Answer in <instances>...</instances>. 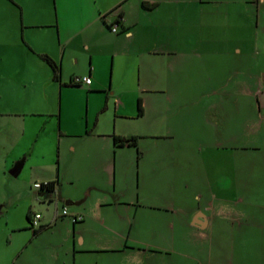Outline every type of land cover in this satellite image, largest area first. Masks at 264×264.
Returning <instances> with one entry per match:
<instances>
[{"label":"crops","instance_id":"1","mask_svg":"<svg viewBox=\"0 0 264 264\" xmlns=\"http://www.w3.org/2000/svg\"><path fill=\"white\" fill-rule=\"evenodd\" d=\"M211 4L224 22L211 21ZM243 4L0 0V100L43 96L29 107L1 101L0 116H45L0 121V165L16 177L29 162L35 182H56L50 192L23 189L27 219L40 213L39 226L7 220L0 264H264V172L254 169L264 165V141L245 143L243 132V115L253 118L246 128L261 126L259 90L244 109L209 102L244 90L196 86L229 72L240 83L245 75L264 82L260 66L245 74L242 46L206 38L238 30L251 14ZM118 19L115 33L108 24ZM42 54L59 66V80ZM75 76L91 82L73 84ZM73 91L86 97L87 125L82 115L76 129L61 122ZM56 96L58 124L48 118ZM198 98L208 101L197 106ZM76 214L83 219L73 222Z\"/></svg>","mask_w":264,"mask_h":264},{"label":"rangeland","instance_id":"2","mask_svg":"<svg viewBox=\"0 0 264 264\" xmlns=\"http://www.w3.org/2000/svg\"><path fill=\"white\" fill-rule=\"evenodd\" d=\"M226 4V3H225ZM223 4L221 8L226 7L227 5ZM240 7V6H239ZM225 9V8H224ZM208 10L212 14L211 21L213 23L217 22L220 24L221 22H224L221 20V18H217V13L220 11V9L211 4L208 5ZM246 11L251 12V14H244V17L242 20V26L236 30L231 28L230 25L226 26L225 31H220L218 33L211 34L208 33L207 35V41L211 43L216 44H227V45H238L243 47V63L245 64V74L248 73L247 71L257 69V66H260V69L262 70L264 68V0H244L243 4V12L246 13ZM258 17V19H257ZM221 20V21H220ZM227 23L232 24L234 23L233 20L228 19ZM239 23V19H238ZM214 26V25H213ZM248 47V49H246ZM239 59V58H238ZM262 73V72H261ZM227 74V73H226ZM224 77V76H223ZM219 77L215 81L206 82V83H198L196 82V86H201L202 89L205 91L208 90H217L224 92H238L240 90H244L243 98H236V97H229L222 99L218 97L215 99V96H211V100L209 102L211 103H219L221 102L224 106L229 107H236L239 105L242 108H248L249 106H252L253 99L250 95V93H253L254 91L259 90V94L257 98L259 99V102L261 104V107H264V82H259L257 85L256 83H251V81L247 80V76L245 75L242 79V83H240V80L238 78H233L230 76V72L227 75V79L224 77ZM19 98H11L14 100H0L2 103H10L16 102V105L20 108L21 106L26 105L28 106V102H30L31 105H40L41 102H43V96L37 95L36 98H30L27 95H24V93H18ZM263 97V100H262ZM261 99V100H260ZM198 105L197 106H203L205 105V102H207V99H200L198 98ZM257 101L254 96V101ZM52 102L55 104L54 107H52L54 111V115L48 116V118L51 119L49 122H53L54 124H58V121H60V116H58V108H60V98L59 96H56V98H52ZM66 103L67 107L64 108L63 114H62V120L61 122H66L67 126L76 129L80 124V121H82L83 118V126H86V97L77 91H73L69 93L66 96ZM256 104V103H255ZM59 105V107H58ZM15 106V104H14ZM34 107H31L30 109H33ZM38 109V108H37ZM102 111H95L92 115L96 116L99 115L100 119L103 117ZM83 115V116H82ZM18 119L19 123L23 122L24 118L26 122L31 121L30 118H38V120H42L45 118V116H35L30 117L26 115L25 117L22 116H15V115H1L0 121H3L5 124L7 122H10V119ZM244 118V139L245 143L247 141H253V142H263L264 141V117L260 119V121L257 119L258 124H261V126H257V128H246V126L251 125V121L253 118L251 116L243 115ZM205 131H207V126L203 128ZM7 139V137H4ZM4 139V140H5ZM234 152V151H233ZM233 154V153H232ZM56 161V158H55ZM246 165V164H245ZM29 162L24 167V170L22 172L14 177L9 172L10 168L3 169V166L0 165V205H5V212L0 215V228H5V222L8 221H16V222H22L25 221L27 223H30L27 219V212L29 207V196L26 192L23 191V189L28 184L30 185V188H34L33 184L37 179V175H33L31 172V169L29 168ZM259 167V168H258ZM258 168V169H257ZM254 169L260 172H264V165L263 163L254 166ZM229 171L235 170V163H231L229 165ZM29 188V189H30ZM36 191L37 189L34 188ZM234 188L232 189V192H234ZM28 191V190H27ZM30 191V190H29ZM231 191V189H230ZM235 193V192H234ZM235 195V194H234ZM229 195V200H230ZM231 201V200H230ZM231 202H235L234 200Z\"/></svg>","mask_w":264,"mask_h":264},{"label":"trees","instance_id":"3","mask_svg":"<svg viewBox=\"0 0 264 264\" xmlns=\"http://www.w3.org/2000/svg\"><path fill=\"white\" fill-rule=\"evenodd\" d=\"M118 21V20H117ZM113 22L109 23L108 24V27L110 28V25L112 24ZM50 66L51 68L53 69V77L55 80H59L60 79V70H59V66L47 55L45 54H42L40 55ZM142 112V109H141V104L139 102L138 104V114L140 115ZM114 141L117 145H124V144H127V145H131V146H135L136 147V137H130V138H125V137H120V136H114ZM138 156H139V151H138ZM55 185H56V182L55 181H48L46 184H42L41 185V190L42 191H54L55 189ZM29 218V221H30V217Z\"/></svg>","mask_w":264,"mask_h":264},{"label":"built area","instance_id":"4","mask_svg":"<svg viewBox=\"0 0 264 264\" xmlns=\"http://www.w3.org/2000/svg\"><path fill=\"white\" fill-rule=\"evenodd\" d=\"M118 22H119V19L118 21H115L113 22L111 25H110V30L112 32H118ZM91 82V79L89 76H75L71 83L73 84H89ZM47 182H35L33 184V186L35 188H41V185L42 184H46ZM68 215V211H67V207H63V209L61 210V216H67ZM41 218V214L38 213V212H34L31 216H30V225L31 227L33 228H37L39 226V220ZM71 219L73 222H76V221H79V220H82L83 219V215L82 214H76V215H72L71 216Z\"/></svg>","mask_w":264,"mask_h":264},{"label":"water","instance_id":"5","mask_svg":"<svg viewBox=\"0 0 264 264\" xmlns=\"http://www.w3.org/2000/svg\"><path fill=\"white\" fill-rule=\"evenodd\" d=\"M264 77V76H263Z\"/></svg>","mask_w":264,"mask_h":264}]
</instances>
